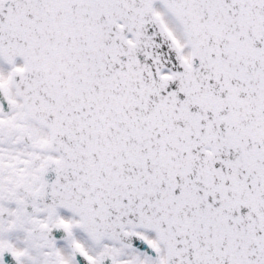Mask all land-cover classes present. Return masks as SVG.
I'll use <instances>...</instances> for the list:
<instances>
[{"label":"snow or ice","instance_id":"snow-or-ice-1","mask_svg":"<svg viewBox=\"0 0 264 264\" xmlns=\"http://www.w3.org/2000/svg\"><path fill=\"white\" fill-rule=\"evenodd\" d=\"M0 264H264V0H0Z\"/></svg>","mask_w":264,"mask_h":264}]
</instances>
